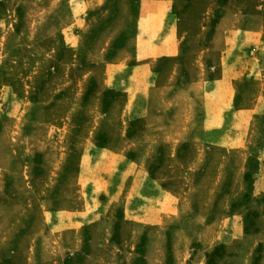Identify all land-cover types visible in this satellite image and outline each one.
<instances>
[{
    "label": "rangeland",
    "instance_id": "1",
    "mask_svg": "<svg viewBox=\"0 0 264 264\" xmlns=\"http://www.w3.org/2000/svg\"><path fill=\"white\" fill-rule=\"evenodd\" d=\"M0 264H264V0H0Z\"/></svg>",
    "mask_w": 264,
    "mask_h": 264
},
{
    "label": "crops",
    "instance_id": "2",
    "mask_svg": "<svg viewBox=\"0 0 264 264\" xmlns=\"http://www.w3.org/2000/svg\"><path fill=\"white\" fill-rule=\"evenodd\" d=\"M175 53V49L170 53L171 55H173ZM117 69H119V68H117ZM118 71V70H117Z\"/></svg>",
    "mask_w": 264,
    "mask_h": 264
},
{
    "label": "trees",
    "instance_id": "3",
    "mask_svg": "<svg viewBox=\"0 0 264 264\" xmlns=\"http://www.w3.org/2000/svg\"><path fill=\"white\" fill-rule=\"evenodd\" d=\"M69 259H71V258H69Z\"/></svg>",
    "mask_w": 264,
    "mask_h": 264
}]
</instances>
